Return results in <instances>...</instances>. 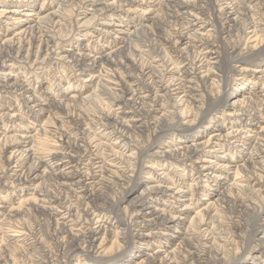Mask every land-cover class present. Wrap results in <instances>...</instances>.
I'll return each instance as SVG.
<instances>
[{
  "label": "bare ground",
  "instance_id": "obj_1",
  "mask_svg": "<svg viewBox=\"0 0 264 264\" xmlns=\"http://www.w3.org/2000/svg\"><path fill=\"white\" fill-rule=\"evenodd\" d=\"M4 1L0 99L16 101L0 103V192L25 198L0 205V264H260L264 0ZM54 69L81 90L54 93Z\"/></svg>",
  "mask_w": 264,
  "mask_h": 264
},
{
  "label": "rangeland",
  "instance_id": "obj_2",
  "mask_svg": "<svg viewBox=\"0 0 264 264\" xmlns=\"http://www.w3.org/2000/svg\"><path fill=\"white\" fill-rule=\"evenodd\" d=\"M43 2H44V0H40L37 4H36V7L34 8V10L35 11H38L40 8H41V5L43 4ZM7 3L8 2H2V4H0V10H3V9H5V8H9V5H7ZM70 16H72V15H70ZM2 21H3V23H2ZM0 24H2V26L4 25V19H1L0 18ZM4 27V29H6L7 28V26L6 25H4L3 26ZM70 27H68V28H63L59 33H58V36H59V38H61L62 39V37H63V39H70L71 37H72V28L70 29V30H68ZM68 30V31H67ZM90 30V29H89ZM71 31V32H70ZM65 33V36H64V33ZM68 33V34H67ZM70 35V36H69ZM7 36V35H6ZM6 36H3L2 35V37L0 38V45L4 42V40H5V38H6ZM76 43V42H75ZM80 46H77V47H75L74 48V50H75V52L76 53H80V52H83L84 50H86L87 48H88V43L86 42V43H84V44H79ZM92 47H95V48H97V49H100L101 50V47H102V45L100 44V43H94V44H92L89 48L91 49ZM244 47V46H243ZM260 66H262V68L264 69V61H262V62H260V64H259ZM60 69H54V70H52V76H54V77H56V76H60V79H62L63 80V82H62V84L59 86V85H53V86H51V80L48 78V79H46V80H44V82L43 83H48V84H45V85H49V86H51V87H49V88H51L52 89V91L54 92V93H57V94H59V95H64V96H70V95H72L75 91H80L81 90V86H82V83L81 82H76L75 84H66L65 82L67 81V76H64L65 74H62V73H60ZM42 76H45L44 75V73H43V71H35L34 72V74H33V76L31 77L32 79H30V81H29V83H28V85H29V88H31L32 89V91L33 90H35V88L37 87V86H39V82H41L42 81ZM251 78V76H247V77H245L243 80H241V81H236V80H234L233 81V84H232V86H231V88H230V94L231 93H236V91H237V89L238 90H240L241 89V87H245V88H247L248 87V85L246 84V80H248V79H250ZM66 80V81H65ZM69 86V87H68ZM63 87H68L67 88V90L63 93V91H64V89H63ZM96 88V85H92L91 87H89L88 89H90V91H93V89H95ZM37 91H39V89H37ZM201 94H202V96H203V94H204V92H200ZM206 94H204V96H205ZM15 97H8L7 96V98L6 99H4V100H1L0 99V103H2L4 106H12V108H15ZM96 104V102H91V103H87L88 105H83V107L81 106L80 107V110L81 111H83L84 113H86V114H92V113H94V111H95V109H96V106H97V104ZM18 104H20V103H18ZM261 103H258V105H260ZM221 109H223V108H221ZM227 110V109H226ZM73 111V112H72ZM76 111V110H75ZM75 111L73 110V109H71V111H70V113L71 114H73V113H75ZM1 114H3V112H1L0 111V116H2ZM213 114H216V112H213ZM214 116L215 115H213L212 116V121H214ZM25 117L27 118L28 116L27 115H25ZM52 121V122H51ZM51 121H49V119L47 118V117H44L42 120H41V122L40 123H38V125H34V124H32V123H26V124H28V125H30V127H32L33 126V128H35V129H39V128H41V127H39V125H41V126H43L46 122H50L52 125H55V120H51ZM209 125H212V123L211 124H209ZM6 128V127H5ZM4 128V129H5ZM2 130V129H0V141H1V143L4 141V136H3V133L5 132V130ZM21 132H23V131H21V129H19L17 132H15L16 134H21ZM34 133H36L35 131H34ZM33 133V134H34ZM210 134V133H209ZM177 139L176 138H174V139H166V141H167V143L166 142H164V144L165 145H168V146H172V145H175L176 143H177V141H176ZM46 141V142H45ZM47 141H49L48 139L47 140H44L43 141V145H41L40 147H41V149H42V152H44L43 150H45V149H47V146H45V145H49L50 143L49 142H47ZM44 147H45V149H44ZM243 148H241L240 149V151L239 150H236V151H233L232 152V155H231V157H233L234 158V160L233 161H235V164L237 163V162H240L241 160L239 159V156L241 155V153H242V150ZM242 150V151H241ZM220 156H222L223 155V153H220L219 154ZM42 156H44V157H46L47 156V152H44V153H42ZM236 176H235V174L233 175L232 174V179H234ZM32 187H33V183H30V185L28 186V187H26L25 188V192H23V194L22 195H25V193H32V191H31V189H32ZM140 190H141V188H139L138 189V193L140 192ZM206 191V190H205ZM201 192L199 195H194V197H193V202L194 203H199V204H201V203H204L205 202V200L208 198V196L206 195V193L207 192ZM121 194L122 193H119V196H121ZM23 198V199H22ZM24 198L25 197H22V196H18L16 193H12V191H7V190H2L1 192H0V205L1 206H4L5 208H3V209H6V211H3L4 213L3 214H8L9 213V211L12 209V208H17L18 207V205H19V203L22 201V200H24ZM203 199H205V200H203ZM128 202H129V200H128ZM126 203H127V201H126ZM126 203H124V204H122L123 205V208H125V206H126ZM160 208H162V209H164V210H168V208H170V206H165L164 205V202H162V203H160V206H159ZM244 214V213H243ZM253 218V215L252 214H246L245 215V217H244V220L246 221V220H251ZM2 219H4V218H2V215H0V222L2 221ZM27 223H28V225H30V227L32 226V219H30V220H27ZM113 243H114V239L113 240H111V242H109L108 243V245L106 246V251L107 252H111V251H114L115 250V247H112V245H113ZM18 244V246L19 245H21L20 243H17ZM16 244V245H17ZM155 248V246H151V249H154ZM149 251H151V250H149ZM149 251L147 252L148 254H149ZM147 253H144V255H146L147 256ZM132 255V251L131 252H129L126 256H124L123 257V259H122V261L121 262H119V263H122V262H124V261H126V260H128V258L130 257ZM141 255V254H140ZM247 264L248 263H250L249 261L248 262H246ZM261 263H264V256L262 257V260H260V264ZM83 264V263H82ZM124 264H126V263H124ZM127 264H130V263H127Z\"/></svg>",
  "mask_w": 264,
  "mask_h": 264
}]
</instances>
